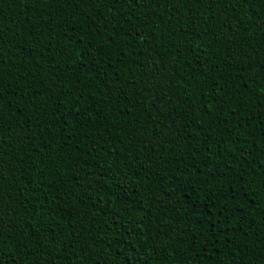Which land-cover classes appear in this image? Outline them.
I'll return each mask as SVG.
<instances>
[{"label": "trees", "instance_id": "obj_1", "mask_svg": "<svg viewBox=\"0 0 264 264\" xmlns=\"http://www.w3.org/2000/svg\"><path fill=\"white\" fill-rule=\"evenodd\" d=\"M0 264H264V0H0Z\"/></svg>", "mask_w": 264, "mask_h": 264}]
</instances>
